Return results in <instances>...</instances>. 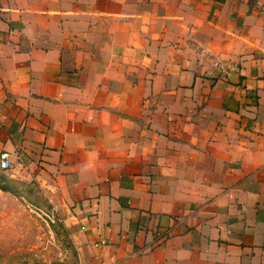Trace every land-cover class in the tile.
<instances>
[{"label": "crops", "instance_id": "crops-1", "mask_svg": "<svg viewBox=\"0 0 264 264\" xmlns=\"http://www.w3.org/2000/svg\"><path fill=\"white\" fill-rule=\"evenodd\" d=\"M3 152L77 264H264V0H0Z\"/></svg>", "mask_w": 264, "mask_h": 264}, {"label": "rangeland", "instance_id": "rangeland-1", "mask_svg": "<svg viewBox=\"0 0 264 264\" xmlns=\"http://www.w3.org/2000/svg\"><path fill=\"white\" fill-rule=\"evenodd\" d=\"M171 55L165 53L164 60ZM206 75L207 70L200 77ZM11 174L0 170V264H77L75 248L37 181L18 182Z\"/></svg>", "mask_w": 264, "mask_h": 264}, {"label": "built area", "instance_id": "built-area-1", "mask_svg": "<svg viewBox=\"0 0 264 264\" xmlns=\"http://www.w3.org/2000/svg\"><path fill=\"white\" fill-rule=\"evenodd\" d=\"M10 169H11V163L9 161V154L6 152H3L0 154V170L8 171ZM100 244L104 245L105 242L101 241ZM96 264H98V263H96ZM106 264H111V262H106Z\"/></svg>", "mask_w": 264, "mask_h": 264}]
</instances>
